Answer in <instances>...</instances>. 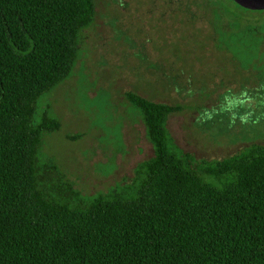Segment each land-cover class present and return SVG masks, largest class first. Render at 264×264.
I'll list each match as a JSON object with an SVG mask.
<instances>
[{
    "label": "trees",
    "instance_id": "16d2710c",
    "mask_svg": "<svg viewBox=\"0 0 264 264\" xmlns=\"http://www.w3.org/2000/svg\"><path fill=\"white\" fill-rule=\"evenodd\" d=\"M161 1L183 11L216 3ZM95 14L96 0H0V264H264V143L196 158L166 126L180 104L127 90L152 146L130 178L85 194L41 160L60 122L48 105L34 121L37 101L71 73Z\"/></svg>",
    "mask_w": 264,
    "mask_h": 264
},
{
    "label": "rangeland",
    "instance_id": "374dc122",
    "mask_svg": "<svg viewBox=\"0 0 264 264\" xmlns=\"http://www.w3.org/2000/svg\"><path fill=\"white\" fill-rule=\"evenodd\" d=\"M109 1L96 0L94 21L80 30L71 73L37 101L34 121L48 105L60 122L44 134L41 160L57 164L61 178L85 194L130 178L152 146L127 90L180 104L166 126L196 158L264 143V9L232 0L188 11L161 0ZM74 133L81 136L66 138Z\"/></svg>",
    "mask_w": 264,
    "mask_h": 264
},
{
    "label": "water",
    "instance_id": "95a60500",
    "mask_svg": "<svg viewBox=\"0 0 264 264\" xmlns=\"http://www.w3.org/2000/svg\"><path fill=\"white\" fill-rule=\"evenodd\" d=\"M237 5L252 10L264 9V0H232Z\"/></svg>",
    "mask_w": 264,
    "mask_h": 264
}]
</instances>
